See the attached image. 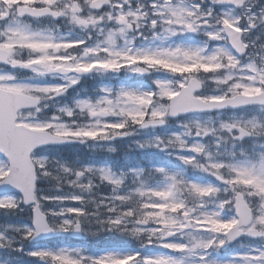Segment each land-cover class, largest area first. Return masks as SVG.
<instances>
[{"label": "snow or ice", "instance_id": "obj_1", "mask_svg": "<svg viewBox=\"0 0 264 264\" xmlns=\"http://www.w3.org/2000/svg\"><path fill=\"white\" fill-rule=\"evenodd\" d=\"M123 140L122 165L65 154ZM20 214L0 264H264V0H0Z\"/></svg>", "mask_w": 264, "mask_h": 264}, {"label": "rangeland", "instance_id": "obj_2", "mask_svg": "<svg viewBox=\"0 0 264 264\" xmlns=\"http://www.w3.org/2000/svg\"><path fill=\"white\" fill-rule=\"evenodd\" d=\"M90 80H93L94 84H93V88L95 87V85L99 82L98 79H90ZM120 143L122 145H124L126 147V145L129 143L128 140H123V141H120ZM85 148V147H84ZM77 149V148H76ZM87 149V148H85ZM136 158H138V153H135V152H132V153H129L128 155L125 156V160L128 161L129 159H132V160H135ZM22 215V214H20ZM17 216V215H16ZM12 217H15V216H12ZM6 220L5 219H2V215H0V221H3L2 223H6V222H9V221H4ZM7 220H9V218H7ZM24 222V221H23ZM0 223V224H2ZM20 223V222H19Z\"/></svg>", "mask_w": 264, "mask_h": 264}]
</instances>
